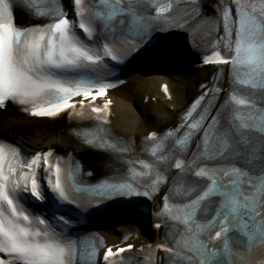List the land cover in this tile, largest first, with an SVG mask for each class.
I'll use <instances>...</instances> for the list:
<instances>
[{
	"label": "snow or ice",
	"instance_id": "6c2138e0",
	"mask_svg": "<svg viewBox=\"0 0 264 264\" xmlns=\"http://www.w3.org/2000/svg\"><path fill=\"white\" fill-rule=\"evenodd\" d=\"M43 2L45 7L33 12L30 0H0V108L11 102L38 118L65 113L82 118L87 109L105 125L111 102L99 107L96 101L115 86L109 62H115L111 69L123 62L121 43L131 39L129 52L137 53L154 33L209 19L204 0H161L156 5L148 0H68L72 17L62 11L60 0ZM17 12L47 19L24 24ZM216 15L224 34L215 37L204 63L218 71L228 68L229 94L213 105L223 85L214 89L202 85L207 91L196 105L210 99L196 122L189 123L190 115L186 118L189 134L178 143L188 145L196 129L202 130L200 139L193 152H177L160 169L172 181V190L162 200L182 197L176 211L162 205V214L172 221L164 227L175 237L161 247L165 264H239L264 246V11L257 13L251 0H221ZM76 27L87 34L86 42L76 38ZM77 98L82 103L72 102ZM196 110L193 106L191 112ZM147 140L158 137L153 133ZM52 155L36 153L20 159L16 148L0 144V264H77L78 244L70 237L69 219L56 211L41 219L26 214L24 208L45 198L37 177L41 168L40 179L56 194L54 208L72 204L60 185L59 161L54 169L47 161ZM165 183L162 176L157 179V184ZM177 184L183 191L175 188ZM111 192L151 198L149 192L127 185L114 186ZM134 251V245L116 252L108 248L105 264Z\"/></svg>",
	"mask_w": 264,
	"mask_h": 264
},
{
	"label": "bare ground",
	"instance_id": "6f19581e",
	"mask_svg": "<svg viewBox=\"0 0 264 264\" xmlns=\"http://www.w3.org/2000/svg\"><path fill=\"white\" fill-rule=\"evenodd\" d=\"M156 62L167 68L169 74H154L150 77H143L139 74L131 75L126 79L125 88L110 94L114 102V118L111 121V128L124 138L138 141L173 126L181 112L198 95L201 83L209 79L212 74L201 68L200 61L191 51L185 55H174L173 52L164 53L157 57ZM164 85L169 88L170 98L162 92ZM132 103L141 111L140 115L135 114V120L131 119ZM20 125H24L23 130L18 128ZM3 132L17 134L31 142L34 147L42 149H68L78 141L73 130L65 122L33 125L17 112L9 110L0 114V134ZM103 157V155L89 152L84 155L86 163L94 172L102 170L101 158ZM127 222L129 225L123 227V230L133 235L138 234V237L128 245H134L136 249L148 247L155 237V231L151 226L142 222L143 228L140 230L132 224L138 225L139 220L135 219L132 223ZM108 239L114 238L109 237Z\"/></svg>",
	"mask_w": 264,
	"mask_h": 264
},
{
	"label": "rangeland",
	"instance_id": "374dc122",
	"mask_svg": "<svg viewBox=\"0 0 264 264\" xmlns=\"http://www.w3.org/2000/svg\"><path fill=\"white\" fill-rule=\"evenodd\" d=\"M132 107V106H131ZM134 110H132V112H131V119L133 120H135V114H138V115H140V113H141V111H140V109H138V108H136V106H134V107H132ZM134 111H136V112H134Z\"/></svg>",
	"mask_w": 264,
	"mask_h": 264
}]
</instances>
